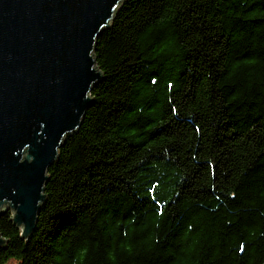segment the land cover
Masks as SVG:
<instances>
[{"label": "trees", "instance_id": "obj_1", "mask_svg": "<svg viewBox=\"0 0 264 264\" xmlns=\"http://www.w3.org/2000/svg\"><path fill=\"white\" fill-rule=\"evenodd\" d=\"M101 79L0 264H264V0H123Z\"/></svg>", "mask_w": 264, "mask_h": 264}, {"label": "water", "instance_id": "obj_2", "mask_svg": "<svg viewBox=\"0 0 264 264\" xmlns=\"http://www.w3.org/2000/svg\"><path fill=\"white\" fill-rule=\"evenodd\" d=\"M122 1L0 0V212L12 211L22 238L35 230L48 168L93 102L95 41Z\"/></svg>", "mask_w": 264, "mask_h": 264}, {"label": "rangeland", "instance_id": "obj_3", "mask_svg": "<svg viewBox=\"0 0 264 264\" xmlns=\"http://www.w3.org/2000/svg\"><path fill=\"white\" fill-rule=\"evenodd\" d=\"M23 156L25 157V156H26V153H25ZM24 157H23V158H24ZM23 158H22V159H23Z\"/></svg>", "mask_w": 264, "mask_h": 264}, {"label": "bare ground", "instance_id": "obj_4", "mask_svg": "<svg viewBox=\"0 0 264 264\" xmlns=\"http://www.w3.org/2000/svg\"><path fill=\"white\" fill-rule=\"evenodd\" d=\"M97 82H98V81H97ZM97 82H96V83H97ZM96 83H95V84H96ZM4 210H6V209H4Z\"/></svg>", "mask_w": 264, "mask_h": 264}]
</instances>
